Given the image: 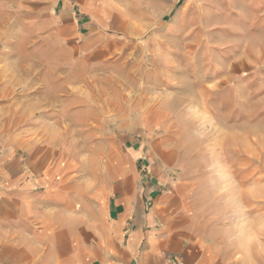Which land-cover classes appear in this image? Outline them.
Wrapping results in <instances>:
<instances>
[{
	"label": "rangeland",
	"instance_id": "obj_1",
	"mask_svg": "<svg viewBox=\"0 0 264 264\" xmlns=\"http://www.w3.org/2000/svg\"><path fill=\"white\" fill-rule=\"evenodd\" d=\"M88 24L113 55L87 57ZM135 130L179 149L202 211L264 237V5L0 0L4 144L85 153Z\"/></svg>",
	"mask_w": 264,
	"mask_h": 264
},
{
	"label": "crops",
	"instance_id": "obj_2",
	"mask_svg": "<svg viewBox=\"0 0 264 264\" xmlns=\"http://www.w3.org/2000/svg\"><path fill=\"white\" fill-rule=\"evenodd\" d=\"M95 32L76 34L87 57L113 55L121 43L93 45ZM19 143L0 140V264H264L258 231L195 205L168 139L135 130L85 153Z\"/></svg>",
	"mask_w": 264,
	"mask_h": 264
}]
</instances>
